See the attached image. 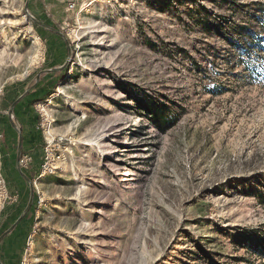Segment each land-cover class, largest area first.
I'll use <instances>...</instances> for the list:
<instances>
[{
    "label": "rangeland",
    "instance_id": "obj_1",
    "mask_svg": "<svg viewBox=\"0 0 264 264\" xmlns=\"http://www.w3.org/2000/svg\"><path fill=\"white\" fill-rule=\"evenodd\" d=\"M256 1L0 0L2 264H264Z\"/></svg>",
    "mask_w": 264,
    "mask_h": 264
},
{
    "label": "water",
    "instance_id": "obj_2",
    "mask_svg": "<svg viewBox=\"0 0 264 264\" xmlns=\"http://www.w3.org/2000/svg\"><path fill=\"white\" fill-rule=\"evenodd\" d=\"M26 9H27V6H26ZM28 16L33 20V21H35L38 25H40L41 27H43V28H45V29H47V30H50V31H52V32H55V33H58V34H60L59 32H57V31H55L53 28H51V27H48V26H46V25H44V24H42L41 22H38L34 17H32L31 15H29L28 14ZM58 69H54V70H48L47 72H49V71H57ZM32 90V88H29L26 92H25V94H23L18 100H16L13 104H12V106H11V108H10V110H9V112H8V114H9V119H10V122H11V124H12V126L16 129V125H15V123H14V121H13V118H14V109H15V107H16V105L18 104V102L29 92V91H31ZM20 132V131H19ZM19 148H18V158H17V167H18V170H19V172H21L20 171V167H19V164H20V151H21V148H22V138L20 137V141H19V146H18ZM21 175L23 176V178L24 179H26V180H28V178L25 176V175H23L22 173H21ZM29 181V180H28ZM32 201H33V196H32V194H31V198H30V200H29V203H28V205H27V207H26V209L24 210V212H23V214L19 217V219L13 224V226H11L4 234H2V236L0 237V244H1V242L4 240V238L7 236V235H9L19 224H20V222L23 220V218L27 215V213L29 212V210H30V208H31V206H32ZM0 264H1V262H0Z\"/></svg>",
    "mask_w": 264,
    "mask_h": 264
},
{
    "label": "trees",
    "instance_id": "obj_3",
    "mask_svg": "<svg viewBox=\"0 0 264 264\" xmlns=\"http://www.w3.org/2000/svg\"><path fill=\"white\" fill-rule=\"evenodd\" d=\"M252 7H254V10L257 12L260 21L263 23L264 22V2L263 0H258L256 2L252 3ZM152 118L155 119L157 124H160V120H159V115L156 114V112H153L152 114ZM256 254L258 257H260L261 259H264V243L259 246L257 248Z\"/></svg>",
    "mask_w": 264,
    "mask_h": 264
},
{
    "label": "built area",
    "instance_id": "obj_4",
    "mask_svg": "<svg viewBox=\"0 0 264 264\" xmlns=\"http://www.w3.org/2000/svg\"><path fill=\"white\" fill-rule=\"evenodd\" d=\"M75 6H71L70 8H74ZM26 162V160H24V159H22V160H20V164H24Z\"/></svg>",
    "mask_w": 264,
    "mask_h": 264
},
{
    "label": "crops",
    "instance_id": "obj_5",
    "mask_svg": "<svg viewBox=\"0 0 264 264\" xmlns=\"http://www.w3.org/2000/svg\"><path fill=\"white\" fill-rule=\"evenodd\" d=\"M3 242H4V241H3ZM1 244H2V243H1ZM1 244H0V245H1ZM1 257H2V253L0 252V258H1ZM0 262H1V259H0ZM1 264H2V263H1Z\"/></svg>",
    "mask_w": 264,
    "mask_h": 264
},
{
    "label": "flooded vegetation",
    "instance_id": "obj_6",
    "mask_svg": "<svg viewBox=\"0 0 264 264\" xmlns=\"http://www.w3.org/2000/svg\"><path fill=\"white\" fill-rule=\"evenodd\" d=\"M14 230H15V229H14ZM14 230H13V231H14ZM10 234H11V233H10ZM7 236H8V235H7ZM7 236H6V237H7ZM6 237H5V238H6ZM5 238H4V240H5ZM4 240H3V241H4ZM3 241H2V242H3ZM2 242H1V243H2Z\"/></svg>",
    "mask_w": 264,
    "mask_h": 264
}]
</instances>
